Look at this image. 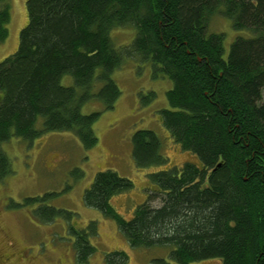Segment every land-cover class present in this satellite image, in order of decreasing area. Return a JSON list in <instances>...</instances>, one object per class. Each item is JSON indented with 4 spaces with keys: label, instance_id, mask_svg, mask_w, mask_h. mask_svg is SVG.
<instances>
[{
    "label": "trees",
    "instance_id": "obj_1",
    "mask_svg": "<svg viewBox=\"0 0 264 264\" xmlns=\"http://www.w3.org/2000/svg\"><path fill=\"white\" fill-rule=\"evenodd\" d=\"M11 8V0H0V43ZM216 12L250 32L236 37L225 56L224 34L208 28ZM26 14L16 50L0 60V179L12 173L1 148L12 137L31 141L65 130L93 147L100 112L83 113L81 106L98 100L112 108L120 95L112 72L127 58L149 61L153 74L172 84L160 121L197 162L150 172L146 199L129 218L111 199L133 182L110 168L95 174L83 202L113 219L131 247L166 248L177 264H264V0H26ZM127 26L135 30L131 44L116 47L111 31ZM66 74L72 85L61 83ZM131 144L138 167L168 163L153 130H135ZM50 195L25 202L37 203L42 222L63 216L82 264L95 250V223L73 227L72 212L44 203ZM126 256L114 250L106 261L122 264Z\"/></svg>",
    "mask_w": 264,
    "mask_h": 264
},
{
    "label": "rangeland",
    "instance_id": "obj_2",
    "mask_svg": "<svg viewBox=\"0 0 264 264\" xmlns=\"http://www.w3.org/2000/svg\"><path fill=\"white\" fill-rule=\"evenodd\" d=\"M11 4L9 34L0 43V60L16 50L19 32L27 21L26 0H11ZM208 28L224 34V56L236 37L250 35L249 31L232 28L230 20L219 12L210 17ZM134 35V28L128 26L110 33L116 47L131 44ZM111 77L120 89L112 108L105 109L98 100L81 106L83 113L100 112L93 123L97 136L93 147L84 148L74 133L65 130L44 131L31 141L12 137L1 144L10 158L12 173L0 179V264H77L73 238L67 233L63 216L42 222L37 217L39 213L33 211L37 203L25 202L26 197L45 193L52 194L45 204L72 212L69 223L73 227L83 229L90 221L95 223L96 234L90 238L95 250L82 264H109L108 253L114 250L127 254L122 264H161L159 259L165 264H177L169 258L166 248L131 247L113 219L83 202V192L95 174L110 168L133 182L130 189L111 199L116 211L129 218L134 208L146 199L150 172L180 166L186 161L197 162L195 155L173 142L160 121L159 110L168 107L165 93L172 85L167 77L155 76L149 61L128 58ZM61 83L72 85L73 79L66 74L61 77ZM35 126L42 128L41 117ZM137 129L153 130L160 137L162 153L168 157L166 166L135 164L131 136ZM157 204V200L152 201V205ZM190 264L220 262L206 259Z\"/></svg>",
    "mask_w": 264,
    "mask_h": 264
}]
</instances>
